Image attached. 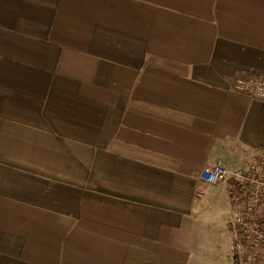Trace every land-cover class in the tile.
Masks as SVG:
<instances>
[{"label":"crops","instance_id":"obj_1","mask_svg":"<svg viewBox=\"0 0 264 264\" xmlns=\"http://www.w3.org/2000/svg\"><path fill=\"white\" fill-rule=\"evenodd\" d=\"M262 79L264 0H0V264H239Z\"/></svg>","mask_w":264,"mask_h":264},{"label":"built area","instance_id":"obj_2","mask_svg":"<svg viewBox=\"0 0 264 264\" xmlns=\"http://www.w3.org/2000/svg\"><path fill=\"white\" fill-rule=\"evenodd\" d=\"M236 87L264 100V79L238 80ZM230 176L234 182L228 189L232 209L229 225L235 260L239 264H264V147L245 168L232 171L217 163L203 170L200 179L216 186Z\"/></svg>","mask_w":264,"mask_h":264}]
</instances>
